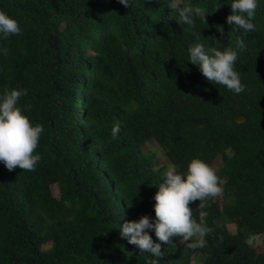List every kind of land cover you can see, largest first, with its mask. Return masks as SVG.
I'll list each match as a JSON object with an SVG mask.
<instances>
[{"label":"trees","instance_id":"obj_1","mask_svg":"<svg viewBox=\"0 0 264 264\" xmlns=\"http://www.w3.org/2000/svg\"><path fill=\"white\" fill-rule=\"evenodd\" d=\"M180 2L200 7L206 24L176 23L167 0L127 9L118 0H0L21 29L0 38V94L27 89L18 106L44 128L35 170L0 163V264H149L119 228L155 219L166 169L153 142L177 171L193 158L212 168L221 159L223 189L205 201L204 246L161 242V264H264L253 244L264 241V0L254 32L227 24L231 0ZM195 43L237 50L245 91L188 63ZM199 203L189 204L197 220Z\"/></svg>","mask_w":264,"mask_h":264},{"label":"clouds","instance_id":"obj_2","mask_svg":"<svg viewBox=\"0 0 264 264\" xmlns=\"http://www.w3.org/2000/svg\"><path fill=\"white\" fill-rule=\"evenodd\" d=\"M124 7L131 6V0H118ZM259 0H231V14L226 18L229 25H234V31L254 32L253 23ZM167 7L172 13L178 14V20H172L181 25L195 27L199 19L206 24V14L200 7L191 4H181L180 0H167ZM18 22L8 14L0 11V38L20 34ZM242 43V42H241ZM5 50L0 49V53ZM188 63L196 66L207 81L222 85L235 94L245 91L240 73L236 71L238 51L225 48L223 51L214 47H206L203 43H195L187 47ZM27 95V89L13 88L0 94V163L9 170L19 168L23 171L35 170L41 160L36 153L40 138L44 132L43 125L32 123L24 110L18 106L19 99ZM121 125L116 122L111 128L112 139H117ZM153 199L155 219L141 216L138 221L123 223L119 228L120 238L133 245L140 254L151 257L149 264H161V242L170 244L171 238L177 237L183 242H190L189 247H203L206 236L212 231L206 224L207 212L204 211L205 201L222 194L220 177L205 161L193 158L186 171H177L171 166L158 185ZM199 200L198 220L193 217L191 202ZM153 232L159 242H154L149 235ZM255 236L249 238V242Z\"/></svg>","mask_w":264,"mask_h":264},{"label":"rangeland","instance_id":"obj_3","mask_svg":"<svg viewBox=\"0 0 264 264\" xmlns=\"http://www.w3.org/2000/svg\"><path fill=\"white\" fill-rule=\"evenodd\" d=\"M148 148L150 149V151H152L153 153L156 154L157 160H158V167H164L167 171V169L171 166H173L164 156L161 148L156 144V143H150ZM221 165V159H219L215 166H214V170L217 171L219 169ZM53 193L56 197H59L60 195V191L57 185H53L52 187ZM255 246H257L259 249L264 250V241L262 236L258 237L257 240L253 243ZM48 246H45L44 249H47Z\"/></svg>","mask_w":264,"mask_h":264}]
</instances>
